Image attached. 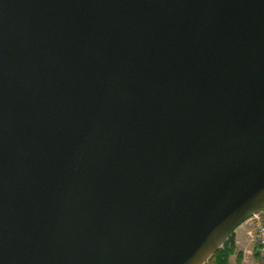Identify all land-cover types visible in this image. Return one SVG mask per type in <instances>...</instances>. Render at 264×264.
<instances>
[{
	"label": "water",
	"instance_id": "95a60500",
	"mask_svg": "<svg viewBox=\"0 0 264 264\" xmlns=\"http://www.w3.org/2000/svg\"><path fill=\"white\" fill-rule=\"evenodd\" d=\"M264 209V0H0V264H205Z\"/></svg>",
	"mask_w": 264,
	"mask_h": 264
},
{
	"label": "crops",
	"instance_id": "0c3cea01",
	"mask_svg": "<svg viewBox=\"0 0 264 264\" xmlns=\"http://www.w3.org/2000/svg\"><path fill=\"white\" fill-rule=\"evenodd\" d=\"M248 226L247 223H242L234 230L235 244L238 251H241L243 257L241 262L236 261V255L233 254L230 257L229 264H257L258 255L254 242H252L251 237L248 236ZM259 263V262H258Z\"/></svg>",
	"mask_w": 264,
	"mask_h": 264
},
{
	"label": "built area",
	"instance_id": "2783aa9c",
	"mask_svg": "<svg viewBox=\"0 0 264 264\" xmlns=\"http://www.w3.org/2000/svg\"><path fill=\"white\" fill-rule=\"evenodd\" d=\"M244 223H247L248 236L256 246L258 262L264 264V209L254 213Z\"/></svg>",
	"mask_w": 264,
	"mask_h": 264
},
{
	"label": "trees",
	"instance_id": "16d2710c",
	"mask_svg": "<svg viewBox=\"0 0 264 264\" xmlns=\"http://www.w3.org/2000/svg\"><path fill=\"white\" fill-rule=\"evenodd\" d=\"M236 253L235 236L232 232L222 243L218 251L205 264H228L230 255ZM241 253L237 252V261Z\"/></svg>",
	"mask_w": 264,
	"mask_h": 264
},
{
	"label": "rangeland",
	"instance_id": "374dc122",
	"mask_svg": "<svg viewBox=\"0 0 264 264\" xmlns=\"http://www.w3.org/2000/svg\"><path fill=\"white\" fill-rule=\"evenodd\" d=\"M235 245H236V244H235ZM237 252H240V253H241V259H242V257H243L242 252H241V251H238L237 246H236V253H234V254L236 255V261H237ZM232 255H233V254H232ZM232 255H230V257H231ZM230 257H229V260H230ZM241 259H240L239 262H241ZM237 262H238V261H237ZM239 262H238V263H239ZM228 264H229V262H228ZM257 264H259V263L257 262Z\"/></svg>",
	"mask_w": 264,
	"mask_h": 264
}]
</instances>
